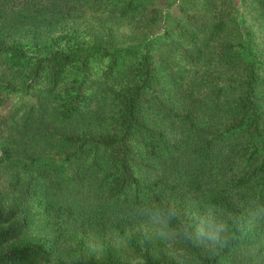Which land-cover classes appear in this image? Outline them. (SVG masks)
Segmentation results:
<instances>
[{
	"label": "trees",
	"instance_id": "1",
	"mask_svg": "<svg viewBox=\"0 0 264 264\" xmlns=\"http://www.w3.org/2000/svg\"><path fill=\"white\" fill-rule=\"evenodd\" d=\"M0 109V264H264V0H0Z\"/></svg>",
	"mask_w": 264,
	"mask_h": 264
},
{
	"label": "clouds",
	"instance_id": "2",
	"mask_svg": "<svg viewBox=\"0 0 264 264\" xmlns=\"http://www.w3.org/2000/svg\"><path fill=\"white\" fill-rule=\"evenodd\" d=\"M137 214L143 216L153 225L161 236L167 237L175 233L180 238L194 245L209 248H224L229 243L228 224L220 218L212 207L193 221H179V210L172 204H148L137 209ZM252 215L264 219V206H254ZM176 221L177 223H173Z\"/></svg>",
	"mask_w": 264,
	"mask_h": 264
},
{
	"label": "rangeland",
	"instance_id": "3",
	"mask_svg": "<svg viewBox=\"0 0 264 264\" xmlns=\"http://www.w3.org/2000/svg\"><path fill=\"white\" fill-rule=\"evenodd\" d=\"M2 111V109H0V112ZM0 154H1V151H0Z\"/></svg>",
	"mask_w": 264,
	"mask_h": 264
}]
</instances>
